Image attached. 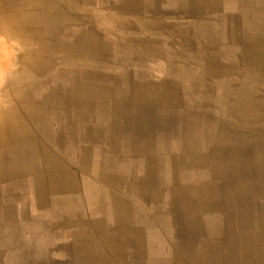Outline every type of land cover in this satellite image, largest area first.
<instances>
[{
  "label": "crops",
  "instance_id": "1",
  "mask_svg": "<svg viewBox=\"0 0 264 264\" xmlns=\"http://www.w3.org/2000/svg\"><path fill=\"white\" fill-rule=\"evenodd\" d=\"M0 264H264V0H0Z\"/></svg>",
  "mask_w": 264,
  "mask_h": 264
}]
</instances>
